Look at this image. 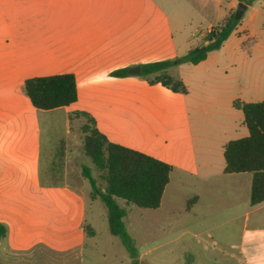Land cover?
<instances>
[{"label": "crops", "instance_id": "1", "mask_svg": "<svg viewBox=\"0 0 264 264\" xmlns=\"http://www.w3.org/2000/svg\"><path fill=\"white\" fill-rule=\"evenodd\" d=\"M167 2L0 0V223L8 228L0 258L6 264L47 262L46 255L62 254L72 255L68 264H93L85 227L97 237V219L108 217L100 201V217L95 212L89 218L92 188L83 172L77 178L82 186L72 184V165L87 162L63 142L79 123L70 119L76 112L90 114L109 141L173 167L160 206L135 221L127 214L135 237L179 230L175 240L189 234L207 238L219 253L234 251L243 262L253 255L264 258V241L257 235L251 234L245 249L246 242L218 240L212 232L258 233L264 225V202L251 203L253 174L226 173L224 156L228 142L249 135L234 102L264 101V1L199 0L210 16L199 10L196 27L171 13ZM240 3L247 9L220 49L199 64L169 70L186 84L187 94L130 73L206 44L207 35ZM121 69H128V76L114 75ZM64 74L75 76L77 101L37 109L25 92L26 81ZM42 123L52 135L46 151ZM60 123L64 136L55 132Z\"/></svg>", "mask_w": 264, "mask_h": 264}, {"label": "trees", "instance_id": "2", "mask_svg": "<svg viewBox=\"0 0 264 264\" xmlns=\"http://www.w3.org/2000/svg\"><path fill=\"white\" fill-rule=\"evenodd\" d=\"M235 14L236 12L226 17L221 25L207 35L208 43L205 46L194 47L180 58L144 64L141 67V76L152 85L161 84L174 92L187 94L186 84L169 74V70L185 63L199 64L207 59L212 51L220 49L240 24L242 17L236 19ZM114 75L128 76V69L118 70ZM25 92L32 104L42 110L68 106L78 98L73 74L29 79L25 83ZM234 107L243 111L249 135L226 144L225 172L253 174L251 203L256 205L264 202V101L245 103L237 100ZM74 116L78 119H87V123L81 127L82 153L91 159L104 185L100 188L92 168L84 165L83 176L91 185V197L98 198L104 205L110 232L120 239L130 256L131 264H140L138 247L125 223L128 211L121 202L143 209H157L173 167L149 155L109 141L98 130L96 121L90 114L76 112L70 119L72 120ZM195 201L196 198L190 199L188 207ZM85 230L88 235H95L94 229L90 226H86ZM7 232V226L0 223V239L5 238Z\"/></svg>", "mask_w": 264, "mask_h": 264}, {"label": "rangeland", "instance_id": "3", "mask_svg": "<svg viewBox=\"0 0 264 264\" xmlns=\"http://www.w3.org/2000/svg\"><path fill=\"white\" fill-rule=\"evenodd\" d=\"M166 6L171 13H174V15L178 13L182 19L189 20V22H191L190 24L193 27H196V25L199 26V10H204V16H210L208 6L206 7V5H200L199 0H168ZM248 17L249 12L246 13L244 19H248ZM221 24L222 22L219 25ZM219 25L215 26L214 28L218 27ZM260 29H264V17L261 18ZM79 123L76 124L74 122L71 125V132L69 134V137L64 139L63 142L65 146H67V149L70 150L72 148L78 154L82 155L83 134L81 132V127L82 125L87 123V119L81 118L79 119ZM55 132L59 135H65V128L63 123H60L59 126L56 127ZM42 134L43 147L44 151H46V149L50 145L52 135L49 127L43 123ZM86 159L87 162H84L83 160H76V162L72 165L74 174L76 176V180L72 181V184H75L74 186H82L81 182L77 181V178L82 177L81 175L83 172V165H86L92 168L93 175L98 179L100 188L104 187L101 180L99 179V172L95 168L91 159L88 157ZM87 185L91 187L89 181H87ZM88 199L89 218L93 217L95 212L98 213L97 215L99 216L102 212V208L98 206L99 204L97 203H101L100 200H98L99 202H95V199H92L91 197H88ZM126 208L130 219L132 218V221L138 220L140 215H144L145 217L152 211L150 209L139 208L132 204ZM130 219L129 221H126V225L131 236L135 238V243L138 247L139 253H141L143 256L141 260L139 258L140 264H264V258L257 255L247 257L245 258V262H243L241 256L237 253L235 254L234 251H227L228 253H219L217 252L216 248H214L211 243H209L207 238L195 239L192 238L191 235L187 234L180 240H175L174 236H176V234L180 232L179 230L171 232L167 231L166 234H163V236H159L157 238L138 239L137 237H135L137 230L133 228ZM97 222L98 223L95 225L97 237L89 235L87 243V253L91 257L90 260L93 262V264H131L130 256L121 243L120 239L111 234L108 220L103 221L102 218H99L97 219ZM212 232L218 240L230 239L231 241L236 243L241 241L246 242L245 249L249 247L248 244L250 240L253 239V237H251V234H253V236L257 235L259 242L264 241V225H262L258 233H251V231H248L244 234L242 233V231L236 233L233 231V233H230L226 230H215ZM165 242H169L170 244H166ZM181 248H184V250H186L185 254H182L180 252L179 249ZM148 250L150 251L147 253ZM233 254H235V257H233ZM46 257L49 259L47 262L39 261L28 264H68L67 260L70 259L72 255H46ZM0 264H6L4 262V259L0 258Z\"/></svg>", "mask_w": 264, "mask_h": 264}, {"label": "water", "instance_id": "4", "mask_svg": "<svg viewBox=\"0 0 264 264\" xmlns=\"http://www.w3.org/2000/svg\"><path fill=\"white\" fill-rule=\"evenodd\" d=\"M246 9H247V6L244 3H240L239 6H238V9L236 11V14H235L236 19H240L243 16V14L246 11ZM203 46H205V44L202 45V47ZM130 73L133 74V75H139L140 76L142 74V69H141L140 66H137V67L131 69Z\"/></svg>", "mask_w": 264, "mask_h": 264}]
</instances>
